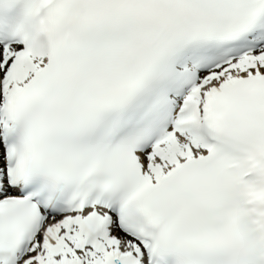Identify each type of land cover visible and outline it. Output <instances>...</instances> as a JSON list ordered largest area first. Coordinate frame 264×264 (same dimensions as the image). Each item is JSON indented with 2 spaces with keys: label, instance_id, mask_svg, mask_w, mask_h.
Returning a JSON list of instances; mask_svg holds the SVG:
<instances>
[{
  "label": "snow or ice",
  "instance_id": "snow-or-ice-1",
  "mask_svg": "<svg viewBox=\"0 0 264 264\" xmlns=\"http://www.w3.org/2000/svg\"><path fill=\"white\" fill-rule=\"evenodd\" d=\"M0 264H264V0H0Z\"/></svg>",
  "mask_w": 264,
  "mask_h": 264
}]
</instances>
